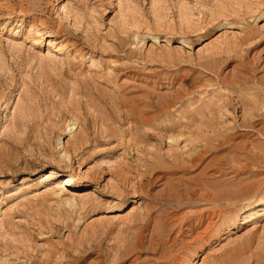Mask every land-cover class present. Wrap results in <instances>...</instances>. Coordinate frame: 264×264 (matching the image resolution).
<instances>
[{"label":"rangeland","instance_id":"374dc122","mask_svg":"<svg viewBox=\"0 0 264 264\" xmlns=\"http://www.w3.org/2000/svg\"><path fill=\"white\" fill-rule=\"evenodd\" d=\"M0 264H264V0H0Z\"/></svg>","mask_w":264,"mask_h":264},{"label":"bare ground","instance_id":"6f19581e","mask_svg":"<svg viewBox=\"0 0 264 264\" xmlns=\"http://www.w3.org/2000/svg\"><path fill=\"white\" fill-rule=\"evenodd\" d=\"M173 138H174V137H173ZM173 138H172V139H173ZM172 139H171V137H170V140H172ZM58 190H59V189H58ZM190 245H191V244H190Z\"/></svg>","mask_w":264,"mask_h":264}]
</instances>
